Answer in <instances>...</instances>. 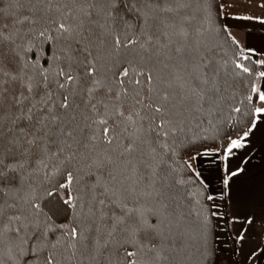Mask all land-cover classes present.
I'll use <instances>...</instances> for the list:
<instances>
[{
  "label": "trees",
  "instance_id": "16d2710c",
  "mask_svg": "<svg viewBox=\"0 0 264 264\" xmlns=\"http://www.w3.org/2000/svg\"><path fill=\"white\" fill-rule=\"evenodd\" d=\"M117 37L135 42L117 47ZM0 68L7 73H0V160L15 168L10 175L18 185L0 194V227L16 211L9 203L28 207L25 195L43 206L25 230L23 251L5 232L0 264H44L49 254L56 264H116V250L128 247L121 231H113L116 218L141 225L140 257L151 264H219L211 201L190 159L206 151L223 154L231 139L249 133L263 103L260 59L228 33L218 0H0ZM125 68L135 71L120 76ZM60 72L76 79L69 83ZM136 79L139 85L130 82ZM103 104L124 114L113 117L119 135L110 146L118 149L109 153L111 163L87 128L97 111H105ZM162 120L169 123L158 135L151 129ZM129 142L135 150L120 156ZM96 158L107 171L92 164ZM66 171L77 179L71 190L84 197L75 213L63 204L67 189L46 195ZM56 209L63 211L55 215ZM45 222L75 226L83 235L70 248L67 235L50 229L45 240L60 242L55 248L40 243L33 253L28 246Z\"/></svg>",
  "mask_w": 264,
  "mask_h": 264
},
{
  "label": "crops",
  "instance_id": "0c3cea01",
  "mask_svg": "<svg viewBox=\"0 0 264 264\" xmlns=\"http://www.w3.org/2000/svg\"><path fill=\"white\" fill-rule=\"evenodd\" d=\"M226 27L244 49L259 56L264 73V20L230 18ZM258 99L264 95V76L260 77ZM260 100V99H259ZM261 101V100H260ZM262 102V101H261ZM260 114L255 113L251 131L242 146L225 159L217 151H206L193 156L190 164L212 196L216 247L219 264H264L249 260L257 249L264 250V102ZM235 172L236 175H231ZM228 180L225 185L224 180ZM218 206V207H217ZM251 219L253 223H248ZM217 225L223 226L221 230ZM237 232L245 239L239 241ZM221 239L235 244V259L229 253L221 254ZM233 244V245H234Z\"/></svg>",
  "mask_w": 264,
  "mask_h": 264
},
{
  "label": "snow or ice",
  "instance_id": "6c2138e0",
  "mask_svg": "<svg viewBox=\"0 0 264 264\" xmlns=\"http://www.w3.org/2000/svg\"><path fill=\"white\" fill-rule=\"evenodd\" d=\"M152 0H149V3H151ZM139 7V5H137ZM86 15L89 18L94 19L95 17L93 16V13L91 9H89L86 12ZM243 19H248V17H243ZM264 22V21H262ZM60 28L65 31H70L69 28H66L64 24L60 25ZM42 35V34H41ZM135 41H127V43L122 44L121 40L119 37L116 38L115 44L117 47L124 46L127 47L129 44L134 43ZM179 51V49L177 50ZM237 68H240L244 72H248V68L242 66L241 64L237 63L236 64ZM94 69H89L88 70V75L92 76L93 75ZM130 71H135L134 69L130 68H125L122 73H120V76L127 77L129 76ZM0 73H3V69L0 68ZM7 75V73H3ZM59 75L65 76L67 82L71 83L74 82L76 79L70 74H65L64 72H60ZM261 76H264V73H261ZM12 79H16L15 76L12 77ZM45 81H47V77L45 76L44 78ZM153 81V77L149 75L148 77V83L151 84ZM136 85H139L141 81L139 79H136L134 81H130ZM121 84H123V80H121ZM65 85L63 83L60 84V87L63 88ZM29 91H33L32 87H29ZM253 91L255 92L256 89L254 88ZM117 98H119V93L117 94ZM167 94L164 95L163 99H167ZM64 103L62 104V107L68 108L70 105L67 103L68 97H64ZM259 99L264 102V95H261ZM138 102H142V100H138ZM103 107L105 111L103 113H100L99 111L96 112V116L94 119H91L90 124L87 125V128L91 129V134L89 136V139L93 142V146H99L101 151L105 154L108 163L112 162V156L109 154L112 151H118V149L111 148L110 146L118 143V135L119 133L116 132V128L119 126V122L113 120V117L116 116L117 114L121 117L124 116L122 112H120L118 109L115 112H109L108 111V105L103 104ZM92 108L95 109L96 105H92ZM155 111L157 113H160L163 111L162 107L157 106L155 108ZM236 111H239V109H236ZM256 114H260L262 109L257 108ZM29 112H31V109H29ZM139 115V113H137ZM29 120L33 119L32 116L28 117ZM126 119H131V117H126ZM151 119V118H149ZM113 120V124L109 125V121ZM169 121H164L162 120L160 123L156 124L155 128H152V131H156L157 134L159 135V130L163 129ZM102 125L103 127L100 129H96L94 126L95 125ZM126 130V129H125ZM252 129L249 128V132ZM68 135H71V133H68ZM163 135L167 136L168 133L164 132ZM248 136V132H244L243 135L239 139H231L228 144L225 145L224 150H223V155L224 158L227 159L229 154L232 153V151L236 148H239L242 146L241 141L246 139ZM109 146V147H105ZM87 147V145H85ZM123 151L119 152L120 156H123L125 152L131 153L132 151L135 150V145L134 143H127L122 145ZM60 151H63L61 149ZM92 164L96 165L98 168H103L105 171H107V164L105 163L104 160L96 158L93 159ZM91 166V165H90ZM19 167L23 168V164L19 165ZM15 168L9 167L8 164H5L2 160H0V194H7L6 189L7 188H12L15 189L17 188V183L15 180L11 178L10 174L15 173ZM231 175H236L235 172L231 173ZM108 180L114 181L116 179V176L113 175L111 171L108 172ZM225 185L228 184V180H224ZM77 184V179L73 171H66V177L65 179L61 182L58 181L56 184L53 185V188L56 189V191H53L52 189L47 190L46 195L48 197H53L59 194L60 189H67L68 191L66 192L65 197L63 198V204L66 205L68 208H71L73 212L75 213L77 207L83 208L85 205L82 203V200L84 199L82 192L80 190L77 191H72L71 189L73 188L74 185ZM83 191H89L87 187L84 188ZM105 193L108 191V188L105 187ZM29 195H25L21 199L23 200V203L26 204L28 207L27 208H22L18 207L15 204L9 203L7 206L9 208H15L16 211L9 214L8 220L9 224L4 225L3 227H0V247L3 246L4 244V238H5V232L9 233V241L12 243L15 247L20 248L21 251H23V246L25 241L28 240V237L25 233V230L30 228L32 226V218L33 217H38L39 214L43 210V206L41 205L40 202H38V198L35 196H31L29 198ZM93 199H97L96 196L93 197ZM209 200L213 199L212 196L208 197ZM98 203L103 206L105 204L104 199H98ZM49 204H51V201H49ZM218 207V206H217ZM51 211V209H49ZM63 209H56L55 210V215H59ZM89 211L95 213V208H90ZM104 213L101 212V216H103ZM211 215L216 216L220 215L222 216L223 213H216L213 212ZM48 219H52L51 216L48 217ZM120 223H125V227L121 230L119 228ZM248 223H253L251 219H248ZM15 224V230L14 232L12 231V225ZM0 225H3V219L0 218ZM113 231H121V235L125 240V243L128 245V247H124V245H121L120 248H118L115 252V258H116V264H151L150 257H140V252L143 250L144 245L140 243L137 239V236L139 232L141 231V225L139 223H133L131 225L127 224V222L120 221L119 218H116V221L113 223ZM221 230H223V226L217 225ZM58 230L61 234V237L64 235H67L69 240L67 242V247H75V244L73 242L77 241L83 234L78 230L77 227L72 226L69 227L68 225H55V224H49L45 222L43 227H40L37 225V231L34 233V238L29 244V251L35 253L39 244L44 243L46 246H51L52 248H55L57 244L60 242L59 240L57 241H52L51 239L45 240V236L48 232V230ZM109 235H112V232H109ZM237 239L239 241H243L245 239L244 235L242 232H237ZM135 249V250H132ZM121 251L123 252V255L121 256ZM152 249H148V252L150 253ZM249 260L255 259L257 262L260 260L264 259V250L257 249L256 251L252 252L249 257ZM44 264H56V260L54 255L49 254L47 258L44 260Z\"/></svg>",
  "mask_w": 264,
  "mask_h": 264
},
{
  "label": "rangeland",
  "instance_id": "374dc122",
  "mask_svg": "<svg viewBox=\"0 0 264 264\" xmlns=\"http://www.w3.org/2000/svg\"><path fill=\"white\" fill-rule=\"evenodd\" d=\"M218 1H219L220 11L222 13L224 26L230 35L231 32L226 27L228 20L231 21L230 18L243 19V17H248V19L264 20V0H218ZM220 243H221V247H220L221 254L229 253V256L232 257L234 253V245L232 241L226 242L224 239H221Z\"/></svg>",
  "mask_w": 264,
  "mask_h": 264
}]
</instances>
